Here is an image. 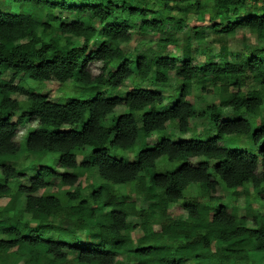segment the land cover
I'll return each mask as SVG.
<instances>
[{
	"label": "trees",
	"instance_id": "obj_1",
	"mask_svg": "<svg viewBox=\"0 0 264 264\" xmlns=\"http://www.w3.org/2000/svg\"><path fill=\"white\" fill-rule=\"evenodd\" d=\"M177 1L0 0V198H7L0 264H72L65 249L76 264L264 261V213L249 208L248 225L236 207L220 201L212 211L204 202L219 199L212 195L217 185L264 200V46H204L208 36L237 30L264 40V0ZM133 28L158 38L128 51ZM179 33L196 42L202 63L192 62L190 49H168ZM92 62L101 64L98 73ZM26 79L69 81L90 92L55 101ZM172 81L175 95L165 97L158 84ZM196 91L216 102L199 106ZM117 106L123 110L116 116ZM223 108L235 118L223 119ZM202 117L213 131L196 135L192 120ZM168 127L192 135L174 140ZM235 141L245 145L222 143ZM111 147L134 153L125 160ZM85 174L96 180L86 192ZM56 179L68 188L35 194ZM144 199L148 206L138 207ZM172 203L184 219L167 216ZM136 226L142 234L133 238Z\"/></svg>",
	"mask_w": 264,
	"mask_h": 264
},
{
	"label": "rangeland",
	"instance_id": "obj_2",
	"mask_svg": "<svg viewBox=\"0 0 264 264\" xmlns=\"http://www.w3.org/2000/svg\"><path fill=\"white\" fill-rule=\"evenodd\" d=\"M184 0H178L176 2V4L181 5L182 2ZM189 22L193 23V24H200L201 22L197 20V18L194 15H190L188 17ZM131 38L129 40V43L126 46V49L128 51H132L134 48H140L144 45V43H147L149 41H155L158 38V35L156 33H147V34H142L140 32H138L137 28H133L131 30ZM179 41L177 45H172L170 44V47H168V49H170L171 51L174 50L176 53L180 54L183 50H188L190 49V54L192 56V62L193 63H202L203 59H204V55L201 54L200 52L196 51L197 48V44L195 41H190V43L188 44L187 40L182 36V33H179L177 35ZM93 40V39H92ZM220 43H224L225 45H227L229 47V52H236L239 50H242L243 46H254V45H258V46H264V40L259 39L258 37L255 36V34L247 32V31H243V30H237V32L231 36V37H215V36H208L206 37L204 46L205 47H211L213 48V50H217L219 47ZM101 66L100 63H95L92 62L89 64V68L92 70L93 73H98L99 72V67ZM12 72L11 71H6L5 72V78H9L11 76ZM18 78L15 79L14 82L17 81ZM25 86H30L31 88H33L35 91H39V92H43L49 99L55 100V101H60V102H64L66 97H72V96H79L81 93L83 94V96H86L89 94L90 90L88 89H81L79 87H75L73 86V84L71 82H66V83H59L55 80H51V81H46V82H41V81H36L33 79H26V83H24ZM159 88L158 90L164 94L165 97H172L175 95V90H176V84L174 81L170 82V83H160L158 84ZM143 86L146 87H150V85L147 86L146 83H144ZM196 93V98L195 101H197V104L199 106H202L204 104H211L216 102V97H214L211 94H204V93H200V95ZM15 99L18 100H23L24 96H22L21 94H14L12 96ZM123 110L122 106H117L115 108V115L117 116L118 114H120ZM224 113H223V119H234L235 116L232 114V112L227 109V108H223ZM193 123V131L194 134L196 135H201L204 134L205 132H212L213 128L211 125V122L209 120L208 117H202V118H195L192 120ZM21 132L18 136V140H22L25 134L24 129H19ZM168 132L172 135V139L177 140L179 138L182 139H189L190 136L192 135V131L191 132H187L185 134L182 135H178L176 129L172 128V127H168ZM157 137L155 135L151 136L148 139V142L154 143L156 141ZM225 146L230 147V148H236L237 145L240 146H244L245 144H243V141L240 142V144H238L239 142L235 141L232 143H228V142H222ZM110 152L111 153H118L120 155H122V158L125 160H130L133 156L134 152L131 151H122L116 147H111L110 148ZM83 157L82 156H78V160H81ZM203 158H192L190 159V161L194 164H197L198 162L203 161ZM210 164H212L211 161H209ZM19 166L23 167L25 169V172L28 173L30 176L32 173V167L28 162V159L21 157L20 160L18 161ZM62 171V170H61ZM23 181V180H22ZM80 181L82 183V186L84 187V191L86 192L87 190V184L91 183V182H96L95 177L94 176H87V174L83 175L80 177ZM24 183H27V180L24 181ZM61 187L63 189H67L68 187H64V186H60L58 183V180H55V184L48 186L46 188H42L38 191L35 192V194H40L42 192L44 193H49V192H53L58 190V188ZM213 196H217L219 197V199L217 200H212L210 201L208 199V196H204V202L206 204H210L211 210L214 211L216 209H218L219 207V202L222 201V203L227 206L228 208H232V207H236V210L238 211V213L240 215L246 214V221L248 223V225H252V220H251V216L247 214V210H249V208H251L254 213H264V200L260 199L259 197H253L250 196L249 198H247L244 193H242L240 191V189H237L236 193H230L225 191L220 185H217L215 187L214 192L212 193ZM131 198H137V196L135 197L134 193L130 194ZM7 201V198L5 197H1L0 198V205L5 204ZM138 202V201H137ZM149 201L144 199V200H140L138 202V207H142V208H146L148 206ZM166 214L168 217L170 218H174V219H184L186 217V212L183 210V208L181 207V205L179 203H172L170 204L167 209H166ZM27 218H29L27 216ZM129 220L133 223H138V218L136 217H130ZM36 221L35 220H30L31 224H34ZM153 230H158V225L154 224L152 226ZM141 233V229L139 227L136 226L135 230L132 232V237H136V236H140ZM78 238L80 240H85L86 236L84 234H78ZM217 245V242L215 241H211V246L214 249L215 246ZM65 251L67 252V257L68 260L72 263V264H76L74 262V253L70 250L65 249ZM119 258H122V256H117ZM187 262V261H186ZM258 264H264V261H257ZM18 264H22V261H20Z\"/></svg>",
	"mask_w": 264,
	"mask_h": 264
}]
</instances>
